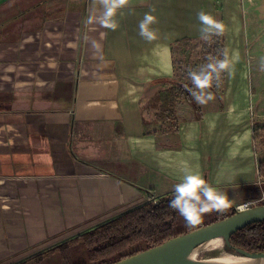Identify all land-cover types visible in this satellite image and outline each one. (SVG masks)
Returning <instances> with one entry per match:
<instances>
[{
	"label": "crops",
	"instance_id": "0c3cea01",
	"mask_svg": "<svg viewBox=\"0 0 264 264\" xmlns=\"http://www.w3.org/2000/svg\"><path fill=\"white\" fill-rule=\"evenodd\" d=\"M101 11L99 0H0V264L173 197L185 167L232 206L260 198L254 133L264 95L242 48L264 0H129L116 30L86 23ZM200 11L225 24L239 77L227 73L223 92L209 90L201 117L183 101L173 121L159 122L172 48L201 39ZM146 13L157 17L151 42L139 35Z\"/></svg>",
	"mask_w": 264,
	"mask_h": 264
},
{
	"label": "trees",
	"instance_id": "16d2710c",
	"mask_svg": "<svg viewBox=\"0 0 264 264\" xmlns=\"http://www.w3.org/2000/svg\"><path fill=\"white\" fill-rule=\"evenodd\" d=\"M181 50L199 58L201 66L209 62L210 56L215 59H224V52L226 51L225 33L223 36H213L211 42L186 38L175 43L172 48L173 77L167 80L169 85L157 95L155 116L159 122L173 121L177 117V107L183 101L191 104L195 112L201 117L199 104L188 91V88L192 87L188 74H183L182 77L177 74V65L181 62L176 59V55ZM226 78L227 72L222 73L220 82L214 81L210 90L223 92ZM261 132H264V126L255 130L254 137L257 144ZM259 176L264 182V157L259 159ZM171 199L144 204L62 242L49 251L38 253L19 264H113L144 250L159 246L179 235L196 231L226 219L236 213L235 206H231L225 213L213 212L214 217L208 222L204 220V216L196 225L188 226L182 216L168 207ZM178 226L181 227L177 230L176 227ZM140 242L145 243L144 248L117 260L112 259ZM226 249L229 252L241 250L251 254H264V221L249 225L232 234L226 243Z\"/></svg>",
	"mask_w": 264,
	"mask_h": 264
},
{
	"label": "clouds",
	"instance_id": "9594fccd",
	"mask_svg": "<svg viewBox=\"0 0 264 264\" xmlns=\"http://www.w3.org/2000/svg\"><path fill=\"white\" fill-rule=\"evenodd\" d=\"M129 0H99L102 11L88 16L86 23L99 24L101 27L116 30L118 27L114 17L118 10L125 8ZM154 11V9H153ZM200 23V38L211 42L213 36H223L226 30L225 24L209 13L200 11L197 14ZM157 23V17L146 13L139 22V35L151 42L157 39V31L152 26ZM209 62L201 66L199 70H189L188 77L192 87L188 88L197 104H204L215 97L211 91L214 81L219 83L221 74L227 72L233 75L230 67L227 51L224 59L208 58ZM260 68L264 70V59L260 61ZM187 88V85L185 86ZM179 183L174 185V196L168 207L175 210L184 218L188 226L196 225L206 214L212 212L225 213L232 201L227 193L214 188L207 180L196 171L185 167Z\"/></svg>",
	"mask_w": 264,
	"mask_h": 264
},
{
	"label": "water",
	"instance_id": "95a60500",
	"mask_svg": "<svg viewBox=\"0 0 264 264\" xmlns=\"http://www.w3.org/2000/svg\"><path fill=\"white\" fill-rule=\"evenodd\" d=\"M263 221L264 204L236 212L226 219L179 235L159 246L144 250L113 264H189L182 262V258L203 243L215 238H224L227 243L235 232ZM236 253L242 257L264 258V254H251L241 250Z\"/></svg>",
	"mask_w": 264,
	"mask_h": 264
},
{
	"label": "rangeland",
	"instance_id": "374dc122",
	"mask_svg": "<svg viewBox=\"0 0 264 264\" xmlns=\"http://www.w3.org/2000/svg\"><path fill=\"white\" fill-rule=\"evenodd\" d=\"M257 15V14H256ZM259 18V25L258 27L255 28V32L252 31V29L250 31H244V48H242V55L244 56L242 63H244L245 67H244V71L246 72V75H248L249 77L256 79V83H257V79L260 80L261 77V87L259 88V93L261 94L263 92L264 95V70H261L260 68V61L261 59H264V14H259L258 16ZM247 24V22L245 21V25ZM251 28L250 25L249 27ZM258 33L257 37L255 36L253 39L254 34ZM259 48L260 52L257 53L255 52L254 49ZM176 59L180 60V64L177 65V74L182 77L183 74H188V71L191 70H199V68L201 67L200 62H199V58H197L194 55H191L189 52H184L183 50H181V52L179 54L176 55ZM232 69V67H231ZM233 71H237V72H233V75H236L235 78L239 77V72L241 71L240 69H235ZM232 75V76H233ZM250 82H252V79L250 80ZM256 87V91H258ZM263 103V102H262ZM255 123L264 126V113H262L260 115V117H257V119L255 120ZM257 126V125H256ZM259 145V146H258ZM257 148H258V152L259 155L261 157H264V132L260 133V138L257 144ZM11 190H14L13 187H11ZM259 192L260 194V198L256 199V200H243V202H241L240 204L243 203H250L253 202L255 206L258 205H262L264 204V185L262 186V188H260ZM262 195V196H261ZM173 198V197H170ZM164 198H159V200H163ZM168 199V198H165ZM158 200V201H159ZM155 201V200H152ZM151 201V202H152ZM238 204V205H240ZM213 212L206 214L204 220L205 221H209L210 219H212L213 216ZM181 226L176 227V229L178 230V228H180ZM89 231V230H85ZM221 242L223 244V250H225L226 252H229L226 249V240L224 238H221ZM57 246V245H56ZM55 246V247H56ZM145 247V243L144 242H140L139 244L133 246L130 249H127L125 252H123L120 255H116L114 256L112 259H118L122 256L125 255H129V253H134L136 250L138 249H142ZM52 248H54L53 246L49 249L51 250ZM47 250V251H49ZM232 254H236L238 255V253L236 252H229ZM218 253L213 250L211 247H208L206 249H201V251L198 253V257L197 260L198 261H209L212 259L217 258ZM49 257V255H48Z\"/></svg>",
	"mask_w": 264,
	"mask_h": 264
},
{
	"label": "bare ground",
	"instance_id": "6f19581e",
	"mask_svg": "<svg viewBox=\"0 0 264 264\" xmlns=\"http://www.w3.org/2000/svg\"><path fill=\"white\" fill-rule=\"evenodd\" d=\"M208 247H211L218 253L217 258L209 261H198V253L201 249H206ZM182 262L189 264H264V258L242 257L226 252L223 250L221 238H215L203 243L196 249L192 250L189 254L185 255L182 258Z\"/></svg>",
	"mask_w": 264,
	"mask_h": 264
},
{
	"label": "built area",
	"instance_id": "2783aa9c",
	"mask_svg": "<svg viewBox=\"0 0 264 264\" xmlns=\"http://www.w3.org/2000/svg\"><path fill=\"white\" fill-rule=\"evenodd\" d=\"M252 207H255L254 203L253 202H250V203H243V204H240V205H236L235 206V212H241V211H245V210H248Z\"/></svg>",
	"mask_w": 264,
	"mask_h": 264
}]
</instances>
